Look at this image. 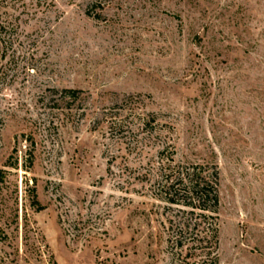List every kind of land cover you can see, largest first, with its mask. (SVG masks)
Returning <instances> with one entry per match:
<instances>
[{"label":"rangeland","instance_id":"obj_1","mask_svg":"<svg viewBox=\"0 0 264 264\" xmlns=\"http://www.w3.org/2000/svg\"><path fill=\"white\" fill-rule=\"evenodd\" d=\"M0 74V264H183L170 153L218 169V264H264V0H0Z\"/></svg>","mask_w":264,"mask_h":264},{"label":"trees","instance_id":"obj_2","mask_svg":"<svg viewBox=\"0 0 264 264\" xmlns=\"http://www.w3.org/2000/svg\"><path fill=\"white\" fill-rule=\"evenodd\" d=\"M65 93L72 101L77 100V91L67 90ZM130 117L134 119L135 115L130 113L123 118L114 117L108 123L109 131L117 132L121 137L132 134L128 121ZM154 122L153 118L142 119L141 130L148 137L159 136L157 123ZM173 155L170 153L166 163L159 165V173L153 181L165 202L184 208L180 209L183 216L170 225L172 245L179 248V253L185 250L183 264H218V169L215 165L176 163Z\"/></svg>","mask_w":264,"mask_h":264}]
</instances>
